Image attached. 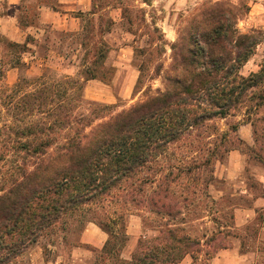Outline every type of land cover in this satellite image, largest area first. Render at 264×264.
<instances>
[{
  "label": "rangeland",
  "instance_id": "obj_1",
  "mask_svg": "<svg viewBox=\"0 0 264 264\" xmlns=\"http://www.w3.org/2000/svg\"><path fill=\"white\" fill-rule=\"evenodd\" d=\"M220 13L228 19V26H234L239 34L259 40L238 74L248 77L263 70L264 75V0H92L89 11L77 13L80 17L77 34L51 33L53 40L59 43L60 55H52L41 66L36 60H28L27 54L19 49L7 48L0 39V166L10 168L13 160L21 162L25 157L7 144L11 127H23L36 120L53 122L61 119L58 107H67L72 109L71 120L79 114L92 120L91 127L85 131L89 133L111 116L147 102L158 93L172 91L170 80L181 72L179 55L188 52L186 48L190 46L189 41L193 43L190 39L197 33L196 28L202 29L206 21L211 23ZM262 89L264 80L252 92L258 94ZM22 95L40 98L19 100ZM78 98L83 101L81 107ZM88 103L98 104V107ZM256 104L255 99L248 106L252 108ZM100 107L108 109L99 112ZM49 110L55 111L48 115ZM248 121L253 124L250 144L243 142L238 134L239 126L250 123ZM207 125L191 130L183 142L171 145L160 160L164 174L176 175L193 167L196 158L204 156L207 144L211 143L212 148L216 145V159L210 168L213 173L207 175L212 176L211 182L199 188L196 195L190 194L194 186L186 176L183 185L169 186L173 218H164L158 207H149L144 201L148 193L156 190L157 184L151 187L140 182L138 206L128 203L125 211L114 203L92 205L81 216L56 223L30 247L40 248L46 263L71 264L70 251L78 244L84 228L89 224L107 225V218L117 210L124 219L110 229L113 237L123 236V226L126 227L132 217L140 221L143 240L156 238L162 230L160 226L170 223L179 234L200 239L204 247L196 264H209L214 247L230 242L226 235L218 234L217 228L219 224L231 226L232 209L240 202L239 197L232 196L238 185L215 177L216 167L225 165L230 151H239L243 157V182L248 188L264 192L249 175L252 168L264 169V153H260L264 144V104L248 115L244 107L233 109L225 118L216 117ZM64 134L60 132L58 138L62 139ZM146 175L147 172L140 174L139 179ZM8 186L0 170V197ZM181 197L188 198L182 206L178 204L183 200ZM175 201L180 209L175 207ZM220 209L223 213H216ZM179 212L181 215L177 214ZM223 232L231 234L230 230ZM24 253L15 264H29ZM91 262L120 264L113 254L99 253L94 254Z\"/></svg>",
  "mask_w": 264,
  "mask_h": 264
},
{
  "label": "trees",
  "instance_id": "obj_2",
  "mask_svg": "<svg viewBox=\"0 0 264 264\" xmlns=\"http://www.w3.org/2000/svg\"><path fill=\"white\" fill-rule=\"evenodd\" d=\"M227 23L228 19L220 13L211 23L206 21L202 29L196 28L194 38H189L193 43L189 41L188 52L179 55L181 72L170 80L172 91L158 93L147 102L111 116L89 133L85 131L92 120L82 114L71 120L72 109L67 107H58L61 119L53 122L36 120L8 129V146L25 157L21 162L13 160L10 168L0 166L9 185L0 197V264H15L44 232L61 220L81 216L92 205L114 203L125 211L128 203L138 206L140 182L151 187L157 184L144 201L171 219V184L183 185L186 176L194 186L190 194L196 195L199 188L213 180L207 175L213 173L210 168L216 159L215 144L213 148L207 144L204 156L176 175L164 174L160 160L171 145L183 142L191 130L208 127L209 121L225 118L233 109L244 107L248 115L264 104V89L258 94L252 92L262 85L263 70L248 77L238 74L259 40L239 34ZM2 40L9 49L26 51L24 45ZM39 98L22 95L19 100ZM255 99L257 104L252 109L248 103ZM77 101L81 107L83 101ZM87 105L98 107L95 103ZM107 109L100 107L98 111ZM53 111H47L48 115ZM62 131L65 137L59 139ZM263 145L260 153H264ZM144 172L147 175L139 179ZM182 199L178 201L180 206L188 201ZM178 204L175 201V207L180 209ZM216 213L223 212L220 209ZM123 216L114 210L107 225L97 224L108 235L100 254H113L120 264H177L186 256L192 258V264L198 261L204 247L200 239L179 234L170 223L160 226L162 230L156 238H140L131 261L121 260L126 227L123 226L121 238L113 237L110 229L122 222ZM219 225L218 234L227 237L229 234L223 231H229L230 226Z\"/></svg>",
  "mask_w": 264,
  "mask_h": 264
},
{
  "label": "crops",
  "instance_id": "obj_3",
  "mask_svg": "<svg viewBox=\"0 0 264 264\" xmlns=\"http://www.w3.org/2000/svg\"><path fill=\"white\" fill-rule=\"evenodd\" d=\"M91 4L92 0H0V38L24 45L26 51L23 54L41 66L52 55H60L59 43L53 40L51 33L77 34L80 31L77 13L89 11ZM238 134L243 142L252 143L250 123L240 125ZM242 162L240 152L232 150L225 165L216 167L214 172L218 179L230 180L233 185H238L232 196L239 197L240 202L232 210L231 234L226 237L230 242L226 247L214 249L208 258L209 264H264V192L248 188L243 182ZM249 175L263 190L264 169L252 168ZM126 234L127 241L119 258L129 262L141 235L137 217H132L126 226ZM107 240L108 235L99 227L87 225L78 244L70 251L71 264H92L94 254L102 251ZM25 252L29 264H60L57 261L46 263L40 248L30 247ZM192 263V258L186 256L177 264Z\"/></svg>",
  "mask_w": 264,
  "mask_h": 264
}]
</instances>
